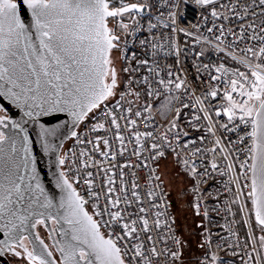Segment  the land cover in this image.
<instances>
[{
  "label": "snow or ice",
  "instance_id": "snow-or-ice-1",
  "mask_svg": "<svg viewBox=\"0 0 264 264\" xmlns=\"http://www.w3.org/2000/svg\"><path fill=\"white\" fill-rule=\"evenodd\" d=\"M194 2L0 0L5 264H264V0Z\"/></svg>",
  "mask_w": 264,
  "mask_h": 264
},
{
  "label": "built area",
  "instance_id": "built-area-1",
  "mask_svg": "<svg viewBox=\"0 0 264 264\" xmlns=\"http://www.w3.org/2000/svg\"><path fill=\"white\" fill-rule=\"evenodd\" d=\"M182 19H180L178 22L182 27L189 28L190 31H193L194 34L196 35H201L203 30H201L200 33L195 32L194 29L190 27V24H200L202 21L200 20V9L198 6L195 5L194 0H188V3L182 8ZM203 35H207V33H203ZM203 35H201V39H203ZM181 40H187L188 41V47L193 49V52H196L200 49L201 44L196 43L195 41L190 40L187 37H184L183 34H180ZM144 36L142 34H138V38L136 39L135 44L133 45L132 43H129V58H131L132 54L135 53L137 56H142L143 55V49L140 47V39H143ZM131 40V38H130ZM183 47V44H182ZM150 58V57H149ZM203 59L204 62H207V54L205 58H200L196 57V61L200 62V60ZM213 59L215 60V56L213 55ZM193 61V55L189 53L188 57L185 59L184 63L189 69V78L191 79V74L195 72V69L191 67ZM199 79V77H197ZM159 119V117H158ZM141 127H145L144 124H141ZM183 130H188V129H183ZM192 136L190 135L189 137H186L185 139H191ZM71 141L68 142L70 144ZM213 218L215 220H219L220 223H223V220L219 217L216 216L215 213H212Z\"/></svg>",
  "mask_w": 264,
  "mask_h": 264
},
{
  "label": "flooded vegetation",
  "instance_id": "flooded-vegetation-1",
  "mask_svg": "<svg viewBox=\"0 0 264 264\" xmlns=\"http://www.w3.org/2000/svg\"><path fill=\"white\" fill-rule=\"evenodd\" d=\"M0 264H5V260L4 259H0Z\"/></svg>",
  "mask_w": 264,
  "mask_h": 264
},
{
  "label": "rangeland",
  "instance_id": "rangeland-1",
  "mask_svg": "<svg viewBox=\"0 0 264 264\" xmlns=\"http://www.w3.org/2000/svg\"><path fill=\"white\" fill-rule=\"evenodd\" d=\"M174 211H175V209H174ZM198 219V218H197Z\"/></svg>",
  "mask_w": 264,
  "mask_h": 264
},
{
  "label": "water",
  "instance_id": "water-1",
  "mask_svg": "<svg viewBox=\"0 0 264 264\" xmlns=\"http://www.w3.org/2000/svg\"><path fill=\"white\" fill-rule=\"evenodd\" d=\"M68 142H69V141H68ZM68 142H67V143H68Z\"/></svg>",
  "mask_w": 264,
  "mask_h": 264
}]
</instances>
